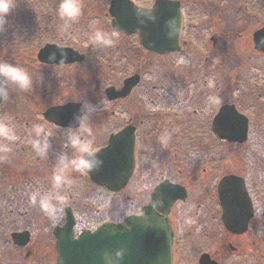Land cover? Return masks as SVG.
Returning a JSON list of instances; mask_svg holds the SVG:
<instances>
[{
	"label": "flooded vegetation",
	"instance_id": "1",
	"mask_svg": "<svg viewBox=\"0 0 264 264\" xmlns=\"http://www.w3.org/2000/svg\"><path fill=\"white\" fill-rule=\"evenodd\" d=\"M133 1L152 8L156 0ZM177 1L183 26L179 49L174 51L148 49L138 32L115 31L112 17L106 13L109 20H100L109 22L108 27L117 33L112 47H95L87 32L75 37L69 33V39L59 37L56 33H62L60 30L45 41L30 37L18 53L15 49L7 52L8 61L27 68L35 81L30 91L10 90L11 97L0 103V115L10 118L20 137L6 158L0 154V240L15 246L23 260L35 258L36 235L46 233L44 242L52 250L48 258L35 264H58L55 231L65 227L69 208L76 219L73 231L77 238L84 231H96L105 222L125 224L128 217L143 214L148 206L169 218L173 264L212 260L224 264V257L229 258L225 252L228 248L238 264H247L255 260L254 256L240 252L238 243L250 232L264 254V138L250 144L255 124L254 116L247 111L264 100V85L258 83L259 68L264 70V52L254 47V33L264 26V0ZM237 14L263 20V24L250 31L252 53L239 50L238 58L235 51L234 64L228 58L234 51L230 39L235 36L245 41L247 36L234 28L243 18H237ZM85 15L83 8L77 23L90 19ZM49 43L73 48L84 58L43 61L39 53ZM223 54L228 56L225 69L237 68L240 81L234 80V75L215 81L216 60L219 55L224 58ZM135 76L139 78L125 89L128 79ZM209 80L214 87H208ZM39 93L50 96L51 101L43 102L37 97ZM209 96L219 102L209 105ZM71 103L95 106L79 131L92 139L98 151L109 145L112 136L131 127L134 168L127 184L118 190L97 184L89 174L72 172L71 187L62 190L64 219L52 227L40 208L30 203L29 193L36 188L50 189L56 157L62 151L72 155V150L64 147L69 120L74 117L69 113ZM232 104L250 120L248 140L243 143L220 138L213 126L221 107ZM66 106L68 111L46 115L53 107ZM35 124L51 132L47 158L38 157L29 143L28 133ZM165 134L169 136L166 146L160 143ZM227 176L231 177L226 186L228 201L243 197L242 203L235 205L237 215L252 214L244 233H234L224 223L220 184ZM85 183L92 190L83 186ZM121 204L123 212L118 211ZM108 212L115 218H106ZM33 218L38 219L35 222ZM23 231L30 233V241L24 246L12 238V233Z\"/></svg>",
	"mask_w": 264,
	"mask_h": 264
},
{
	"label": "water",
	"instance_id": "2",
	"mask_svg": "<svg viewBox=\"0 0 264 264\" xmlns=\"http://www.w3.org/2000/svg\"><path fill=\"white\" fill-rule=\"evenodd\" d=\"M138 9H150L155 19L138 16ZM109 13L116 31L126 34L138 32L143 45L148 49L159 52L179 49L178 41L183 21L179 1L156 0L152 8H146L137 5L133 0H111ZM170 21L175 27V34L171 37L168 36ZM254 43L257 50L264 52V26L254 33ZM56 52H60L59 55ZM62 53L66 55H61ZM51 56L55 59H49ZM39 58L47 62H64L81 60L84 55L73 48L49 43L41 49ZM138 78L139 76H135L128 79L125 89H129ZM80 108L81 104L71 103L69 113H78ZM64 111H68V106L53 107L46 115L49 117ZM70 120L69 124L72 125L73 118ZM213 126L220 138L240 143L248 138L249 119L240 113L234 104L221 107ZM130 128L112 136L109 145L98 151L103 163L99 169L89 174L97 184L118 190L129 181L134 168V142ZM230 178L225 177L220 184L225 209L223 219L230 231L243 233L248 229L252 214L237 215L235 205L241 204L243 197L238 200L236 196L237 200L228 201L226 186ZM161 188L162 186L159 189ZM75 223V216L69 208L65 227L55 231L58 236V264H104L105 253L114 256L119 249L124 250L119 264H173V232L169 218L151 206L146 207L141 215L128 217L125 224L105 222L96 231H84L77 238L74 237L73 231ZM12 238L16 244L24 246L30 241V233L14 232ZM204 263L218 264L214 260L203 261L202 264Z\"/></svg>",
	"mask_w": 264,
	"mask_h": 264
},
{
	"label": "clouds",
	"instance_id": "3",
	"mask_svg": "<svg viewBox=\"0 0 264 264\" xmlns=\"http://www.w3.org/2000/svg\"><path fill=\"white\" fill-rule=\"evenodd\" d=\"M18 0H0V32L5 30L8 15L17 7ZM83 14L82 0H58L57 15L62 21L61 30L67 31L77 22ZM137 15L154 20L150 9H138ZM143 22V20L141 21ZM175 34L173 22H169L168 35ZM117 33L111 34L99 28H94L88 35L89 42L97 48L104 49L112 47L116 43ZM62 55H66L62 53ZM49 59H55L54 56ZM35 81L31 72L6 59L0 58V102H6L10 97V90L19 92L30 91L34 87ZM208 87H214V82L209 80ZM209 105L218 103V98L209 96ZM90 111H95V106L82 103L78 113L74 114L73 123L69 127L67 138L64 142L65 148L72 150L70 156L67 152H61L56 157L52 185L48 190L36 188L29 193V200L33 206H38L43 214L48 218L52 227L61 224L65 213V197L62 190L71 187L73 179L72 172L81 175H88L97 170L103 161L98 155V150L94 146L92 139L85 137L79 131L83 122L89 118ZM32 151L40 158H47L51 147V132L40 124L32 126L28 133ZM20 139L16 127L7 115H0V154L5 158L12 151V146ZM169 136L167 134L160 137L162 145L167 144ZM123 249L116 251L115 255L105 253L104 264H119L123 258Z\"/></svg>",
	"mask_w": 264,
	"mask_h": 264
},
{
	"label": "rangeland",
	"instance_id": "4",
	"mask_svg": "<svg viewBox=\"0 0 264 264\" xmlns=\"http://www.w3.org/2000/svg\"><path fill=\"white\" fill-rule=\"evenodd\" d=\"M110 1L111 0H82L83 8H84V11L86 12V14H88L87 15L88 18H94L95 19L94 20V28L102 29L103 31H105L109 34L112 33L111 27H108V25L104 24V23H106L105 19L104 20L103 19L100 20V19L102 16H104V15H106V13H108ZM19 3L20 2H18V4ZM39 3H43V2H39ZM52 4H53V2H49L47 4L43 3V5H52ZM37 5H38V3H37ZM38 6H42V5H38ZM26 12H27V14L24 16L25 22H27L28 20H30V22H31L33 19H35V16H33V13H35V10L27 9ZM37 12H39V10ZM242 15L237 14L236 17L238 18ZM229 17L232 18V13L229 15ZM16 20H18V19H16ZM228 20L229 19H227V21ZM222 22L224 23L225 21L222 20ZM237 23L239 26L234 27L235 30H238L239 32L243 31V33H245V35H247V36H245L246 40L241 41L240 38L232 36V39H230V40L234 41V51H233V53L231 52L229 54V57L227 55L223 54L224 58H222L219 55L218 59L216 60V63L218 65H217L216 69H214L216 72V80L215 81L221 82V81L227 80L229 78V75H232V77L234 75V80L240 81V79L236 75L237 74V72H236L237 68L234 67V69L230 68L229 70L225 69L226 59L228 57L230 60H232L231 63L234 62V64H235V61H234V52L235 51L238 52L239 50H244V51L246 50V53L247 52H248V54L252 53L253 42H252L251 37H250V34H251L250 31H252V29H254L255 27L257 28V27L261 26L263 24V20L257 19L255 21V20H253V18H248L246 15H243V18L241 19V21H237ZM56 32H58V31H56ZM61 32L62 33H59V34L56 33V34L59 37H64L67 39H69V33L74 34V37L77 36V34H78L77 31H71V29H68L67 31H61ZM0 42H1L0 43V58L8 60V58L5 56H6L8 51H10L11 49H15V48H13L14 44L12 46H10L8 39L7 38L4 39L1 37H0ZM20 48H21V46H20ZM237 56H238V58L240 57L239 52L237 53ZM259 59H261V57ZM239 60L241 61L242 58H240ZM261 63L264 64L263 58L261 59ZM217 69H218V73H217ZM258 72H259L258 74L260 77L258 83L262 86V85H264V70L259 68ZM102 75L104 76L103 73H102ZM37 97L39 99L44 100L43 102H45V103H49L51 101L49 98L50 96H44L41 93H39L37 95ZM261 109H264V100L258 102V104H256L255 106H251L250 110L247 109L248 113L250 112L249 116H254V122L253 123L255 124L254 128L252 129V132H251L252 136H251L250 144L258 143L261 138H264V115H262V114H264V110H261ZM258 120H259V122H258ZM83 186L88 187L89 191L92 190V187L87 183H85ZM118 211H121V212L124 211V205L123 204L120 205ZM114 215L115 214L108 212V214L105 217L108 219H111V218H115ZM36 219H38V218H33L32 220L36 222ZM0 236H1V234H0ZM46 236H47L46 233H39L36 235V239H35L34 245H33V246H35L36 254H35V258L32 257L33 258L32 261L23 260L22 258H20L19 253H18V251H16L17 249L15 246H13L12 244L7 245L4 241L0 240L1 241L0 244L2 245V248H0V264H35L36 262H39L41 259L48 258V255H49L50 251L52 250V247H49L44 242ZM253 237H254L253 232H250L249 234H247L243 237L242 242L240 241L241 243H238L239 247H240V252H246L247 251L249 253L248 256H254L255 260H251L247 264H264V254L262 252V249L257 248V246H258L256 244L257 241L255 239H253ZM4 238H6V236H4ZM225 252L228 255L226 257H229V258L224 257V260H223L224 264H238L234 258L235 254H231V251L229 250V248Z\"/></svg>",
	"mask_w": 264,
	"mask_h": 264
},
{
	"label": "trees",
	"instance_id": "5",
	"mask_svg": "<svg viewBox=\"0 0 264 264\" xmlns=\"http://www.w3.org/2000/svg\"><path fill=\"white\" fill-rule=\"evenodd\" d=\"M18 2L20 3L17 4V7L7 17L5 30L0 32V37L4 39L7 38L10 46L14 44V53H18V51L23 47V44L28 43L30 37L45 41L49 35L61 30L60 26L62 21L57 15L58 0H19ZM39 2H43L45 4L53 2V4L43 5V3ZM37 3L42 6H38ZM27 9L35 10V13H33L35 19L31 22L30 20L27 22L24 21ZM38 10L39 12H37ZM87 15L88 14L85 16L88 17ZM102 17L106 18L107 21L109 20V16L107 15ZM94 20V18H90L84 23L75 22L70 29L71 31H77L78 33L87 32L91 34L94 29ZM108 23L109 22H106V25ZM12 50L14 49H11L10 51ZM13 57L17 58L16 56Z\"/></svg>",
	"mask_w": 264,
	"mask_h": 264
}]
</instances>
